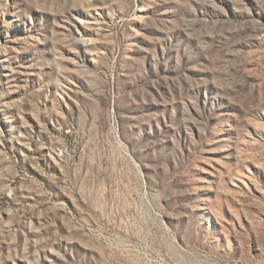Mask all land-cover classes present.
I'll use <instances>...</instances> for the list:
<instances>
[{
    "label": "rangeland",
    "instance_id": "374dc122",
    "mask_svg": "<svg viewBox=\"0 0 264 264\" xmlns=\"http://www.w3.org/2000/svg\"><path fill=\"white\" fill-rule=\"evenodd\" d=\"M0 264H264V0H0Z\"/></svg>",
    "mask_w": 264,
    "mask_h": 264
}]
</instances>
